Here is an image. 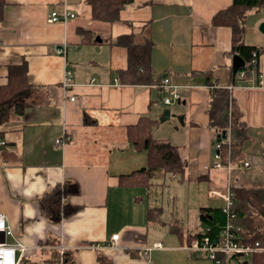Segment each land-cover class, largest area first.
<instances>
[{"label":"crops","instance_id":"obj_1","mask_svg":"<svg viewBox=\"0 0 264 264\" xmlns=\"http://www.w3.org/2000/svg\"><path fill=\"white\" fill-rule=\"evenodd\" d=\"M232 3L133 0L118 21L107 23L93 20L88 0H6L0 88L11 67L26 63L30 92L23 109L12 107L0 118V214L13 231L0 238L27 246L22 259L51 264L63 246L69 264H213L185 249L205 229L200 210L225 206L211 192L224 195L229 177L236 188H264V7L249 11L244 36L245 44L262 50L260 81L255 73L233 76L232 31L213 25ZM64 9L76 18L49 22L52 12ZM64 44L66 54H56ZM132 44L146 48L150 84L121 82ZM164 79L169 84L160 88ZM212 84L230 90L246 127L239 154L232 153L230 130L221 141L222 169L213 168L219 134L210 126ZM175 95L177 104L164 103ZM166 109L170 119H183L187 139L171 144L186 162L184 180L174 178L173 194L167 182L125 185L122 176L148 163L147 153L131 145L129 130L142 117L160 123ZM65 136L70 140L58 147L56 140ZM59 186L73 213L54 222L39 201ZM260 231L264 236V219ZM114 235L117 248L106 247Z\"/></svg>","mask_w":264,"mask_h":264},{"label":"trees","instance_id":"obj_2","mask_svg":"<svg viewBox=\"0 0 264 264\" xmlns=\"http://www.w3.org/2000/svg\"><path fill=\"white\" fill-rule=\"evenodd\" d=\"M133 0H88L92 7L93 20L113 23L119 20V13ZM6 0H0V23L5 19ZM264 7V0H233L232 5L219 12L213 25L216 27H228L232 31V53L239 56L245 62V67L239 70L240 74L255 73L260 76L259 56L261 49L245 44V22L251 10H259ZM130 63L129 69L120 74L121 82L130 85L150 84L153 80V70L146 48L140 45H129ZM256 54V57H254ZM255 59V62H253ZM236 80V78H235ZM236 85V81L234 82ZM211 109L210 126L217 134L230 130L233 135L231 143L232 153L239 154L242 144L246 139V127L240 122L235 100L229 89H221L210 85ZM30 92L27 82V65L23 63L18 67L9 69L8 84L0 88V118L7 115V109L12 107L15 111L24 108V99ZM157 122L149 117H142L139 123L129 130L131 145L137 152H146L147 166L128 176H122L125 185L139 186H165L169 179L184 180L186 162L183 160L177 148L169 141L157 139L154 136V126ZM226 153V144H224ZM235 193L233 212L236 217L231 221L237 231L240 240L245 242H260L264 246V236L261 233L264 219V188L253 190L233 187ZM66 189L57 187L53 192L39 201L41 210L51 221H61L62 217L73 213L71 207L62 203ZM152 212V210L150 211ZM200 221L205 227L204 231L193 236L192 240L208 238L212 243H219L223 230L227 226L228 215L220 209H201ZM151 217V216H150ZM69 264L71 261L66 252L62 256L57 250L54 252L51 264ZM232 262L238 264H264V253L254 254L250 260L241 261L233 257ZM20 264H38L27 258H23Z\"/></svg>","mask_w":264,"mask_h":264},{"label":"built area","instance_id":"obj_3","mask_svg":"<svg viewBox=\"0 0 264 264\" xmlns=\"http://www.w3.org/2000/svg\"><path fill=\"white\" fill-rule=\"evenodd\" d=\"M76 15L64 9L62 12H52L49 16L50 23H65L71 19H75ZM67 49V44L62 47L55 48V53L58 55H65ZM256 57V54H254ZM255 62V59L254 61ZM261 81V76L259 77ZM73 73L68 71L65 75L64 88L69 90L72 88ZM261 83V82H260ZM169 84L168 79H164L159 85L160 88H166ZM179 99L178 95H175L172 99H165L164 103L166 105H171ZM71 101H76L75 97L71 98ZM70 140L69 137H63L56 140V145L58 147L63 146ZM217 152L214 155L213 168L222 169L224 166L222 164V143L219 142L216 146ZM245 168H249L250 164L245 163ZM229 172H231V169ZM212 196H220L225 199V206L223 211L228 215V222L226 228L223 230L221 235V240L219 243H212L208 238L203 240H194L185 249L191 252L195 256L206 255V257L213 262V264H230L232 258L236 257L241 261H248L254 254L264 253V246L260 242H245L241 241L240 237L235 231L234 225L231 221L236 217V213L233 212L232 208L234 205L235 193L233 191L232 181L230 177L228 178V183L226 185V193L220 195L216 191L211 192ZM0 235L4 238L7 236H13V231L7 225L6 217L0 214ZM119 240V235H114L111 242L106 244V247L117 248V242ZM160 247V246H159ZM98 247L92 246V249H97ZM28 250L27 246L18 242L13 245H9L6 241H2L0 238V264H20L24 253ZM60 254L63 256L66 252L65 247L60 246L58 248ZM64 263V259L61 260V264Z\"/></svg>","mask_w":264,"mask_h":264},{"label":"rangeland","instance_id":"obj_4","mask_svg":"<svg viewBox=\"0 0 264 264\" xmlns=\"http://www.w3.org/2000/svg\"><path fill=\"white\" fill-rule=\"evenodd\" d=\"M176 103V102H175ZM177 104V103H176ZM173 107H168V109H172ZM167 109V110H168ZM180 129L181 134L178 135V130ZM183 130V131H182ZM154 136L157 139H161V140H168L170 143H183L184 141H186L185 137V133H184V129H182V123L180 121V119L175 118V119H169L163 123H158L154 126ZM245 175H251V172L246 171ZM167 184L172 187L173 192L175 191V180L173 179V181L171 180V183L168 181H166ZM161 190V189H160ZM166 197V195H165ZM235 264V263H233Z\"/></svg>","mask_w":264,"mask_h":264},{"label":"water","instance_id":"obj_5","mask_svg":"<svg viewBox=\"0 0 264 264\" xmlns=\"http://www.w3.org/2000/svg\"><path fill=\"white\" fill-rule=\"evenodd\" d=\"M260 31L264 34V23L261 24ZM98 42L101 43V39L100 38H98ZM245 65L246 64H245V62L243 61L242 58H240L239 56H235L233 58V64H232L233 76L235 77L237 75V73L239 72V70L244 68ZM170 117H171V112H170V110L166 109V110H164V112H163V114H162V116L160 118V122L163 123V122L169 120ZM180 121L183 124V119L182 118H180ZM226 137H227V132L224 131V132H222L221 134H219L217 136V140H218V142H221L222 140H225Z\"/></svg>","mask_w":264,"mask_h":264}]
</instances>
